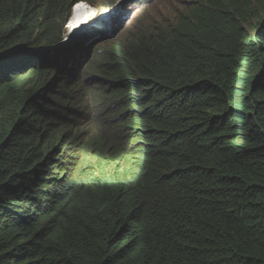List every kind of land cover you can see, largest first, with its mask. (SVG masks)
Instances as JSON below:
<instances>
[{"label":"trees","instance_id":"trees-1","mask_svg":"<svg viewBox=\"0 0 264 264\" xmlns=\"http://www.w3.org/2000/svg\"><path fill=\"white\" fill-rule=\"evenodd\" d=\"M253 1L194 0L149 27L143 17L88 83L77 50L34 48L71 29L74 0H0V54L11 52L0 264H264V6L249 31ZM29 65L60 79L25 92ZM62 80L96 90L94 115L69 116L64 143L51 124L66 121L51 94Z\"/></svg>","mask_w":264,"mask_h":264},{"label":"clouds","instance_id":"clouds-1","mask_svg":"<svg viewBox=\"0 0 264 264\" xmlns=\"http://www.w3.org/2000/svg\"><path fill=\"white\" fill-rule=\"evenodd\" d=\"M78 1L79 2H85L89 6L88 9H89V14L90 15L86 19H84L80 23L81 25H78L74 29L73 32L67 33V31H62V26H63V22H62L61 31L58 33V37H57L56 41L52 45H49V46L43 45V46L48 48L47 51H52V50L54 51V50H59V49H71V50H74V51L77 50V55L79 53L78 57L82 60L81 62L83 63V68L85 69V76L87 77L86 81H88V83H90L89 80H88L89 79L88 75H91V76L93 75L92 74L93 71H95L97 69L98 65H99L101 54L108 49V45L109 44H107L105 46H103V44L109 38V36H108L109 28L111 26H116L117 25L118 16H120V20H121L120 21V33L117 36H115V38H114L115 39L114 43H116L118 38L120 36H122L123 33L128 30V28L130 29L131 26H128V25L132 24V22H133L132 19L134 18V13L131 16L128 11L127 12H122L123 7H127L128 4L135 5V7H136L138 4H137L136 0L135 1L134 0L106 1L103 5H97L93 0H74V2H72V4H71L70 8H72L74 6L73 4H75ZM145 1L146 0H144V2ZM152 1L153 0H147L145 2V8ZM131 9H134V6ZM137 9L139 10L140 8L137 7ZM143 9L144 8L141 9V12H143ZM87 35L90 36V37H93V38H84ZM64 40L65 41L67 40L69 42V44L68 45H64L61 48L55 47V46H57L58 44L61 43L60 41L63 42ZM87 41H89V43L92 42L93 50H94V51L91 50L93 55L89 58V60H86V57L90 53V47L87 46L88 45ZM74 44H75V46H74ZM19 47L20 46H16L15 49H18ZM31 50L32 49H28V51H31ZM37 50H39V49H37ZM86 61L90 62L91 65H93L88 73L86 72V68H85ZM40 68H42V67L40 66ZM48 68H50V67H48ZM37 70H40V69L37 67L35 69V71L37 72ZM51 70H53V72L56 71V69H51ZM38 75H41V74H38ZM38 75H36V76H38ZM57 75H60V71H59V73ZM76 77L78 78L77 74H76ZM65 81L66 80H62L60 82V84H59V85H62V84H64V85L66 84L67 85V87H65V89L61 93H58V91H59L58 88L54 89V90L57 92V94H61L64 97L69 96L70 98L75 100L76 103L72 102L71 100H70V102H66L67 98H64V97H63L62 101H60V102H63V100H64V102H63L64 108L66 110H69V113H66V112L63 111V114L65 116V120L66 121H58L57 123H55V129L63 130L62 131L63 133H65L68 130H74L71 127V123L68 121L69 116H71V118H73V120L80 119V121L85 126V125H87V123H86V119L87 118L86 117L94 115V114H92L93 110H94V107H91V108L90 107H86L87 105L88 106L92 105L90 103L93 102V101H91V100L89 101V98L91 99L92 97H88L87 95H85V91L82 94H81L80 91L74 92L68 86V83H65ZM56 82H55V84H56ZM48 84H50V83H48ZM48 84H46L45 86L41 85L42 87H44V89H42V90H45V89L50 90V89H52L53 85L50 86ZM91 88L94 89L95 87L92 86ZM74 94H76L78 96V98H74L73 97ZM95 94H96V90H95ZM95 94H93V95H95ZM57 99H59V97ZM88 111H91V112L89 113ZM76 115L78 116V118L75 117ZM64 125L67 126L68 128L67 129L62 128ZM56 126H59L60 128H56ZM84 126H83V128H84ZM101 130H102V131H100V133L102 134L101 137H104V136L108 135V132L102 126H101Z\"/></svg>","mask_w":264,"mask_h":264},{"label":"rangeland","instance_id":"rangeland-1","mask_svg":"<svg viewBox=\"0 0 264 264\" xmlns=\"http://www.w3.org/2000/svg\"><path fill=\"white\" fill-rule=\"evenodd\" d=\"M93 1L97 5H103L106 1H114V0H93ZM169 1L170 2H168L167 0H153L150 4H148V6H146V8H145V5L142 6V5L138 4L135 7V5L128 4L127 7H123L122 12H127L128 11V12H130L129 14L131 16L134 13V18L132 19L133 22H132L131 25H128V26H131L132 28L134 26L136 27L139 24V21L144 17V18H147V22H145L144 24H145V26H148L149 27V25H150L151 22H154L155 20L156 21L164 20L165 18H168V17L172 16L174 14V12L182 9V7L180 5H188V4H191L192 1H194V0H169ZM81 3H82V5H81ZM80 5L87 7V4L85 2H79L78 1L77 4H76V8L70 10V18H71V23H72L71 29L66 28L63 31H67V33L73 32V30L79 25L78 24V21L79 20L82 21V19L77 14L78 11H79ZM172 5H175L176 6V8L174 10H172ZM133 6H134V9H131ZM263 6H264V0H255V1H253V4H252V9L253 10L251 12H249V14H248V17H249L248 29H249V31H252V28H250V26L253 25L254 22L257 21V17H254V14H256L257 12H260L262 10ZM137 7H139L140 9L138 10ZM142 8H144L143 9V12H141V9ZM73 15L75 16L76 23L73 22ZM169 20H171V18H169L168 21ZM120 21H121L120 20V16H118V23H117L116 26H111L109 28V31H108L109 38L105 41V43L103 44V46L109 44L108 45V48H109L112 44H114V40H115L114 38H115V36H117L120 33ZM110 30L113 31V34L112 35L109 34L110 33ZM84 38H93V37H87V36H85ZM60 42L61 43L60 44L57 43L58 45L55 46V47L61 48L64 45H68L69 44V42L67 40L66 41L64 40L63 42L60 41ZM87 42H88V45L87 46L90 47V53L86 57V60H89V58L93 55L92 52H91V50H93V44H92V42L91 43H89V41H87ZM38 43H40V42H37V44ZM74 46H75V44H74ZM34 48H38L41 53H43V52L46 53L47 50H48V48L45 47V46H43V45H39V46H36V47L34 46ZM3 53H5V54H0V61H7V57L9 56V54L11 52H9V51L6 52L5 51ZM23 61H26V59H24ZM40 66H42V65H29V67H27V68H25V69H23L21 71L22 73L26 74L27 77L29 76V78L32 80L31 83L30 82H27V83L21 84V86L23 87V89H24L25 92L26 91L27 92H35L37 89H39V87H40L41 84H42V86H45L48 83H50V84H48L50 86L51 85H54L55 82L58 79H60V76L61 75L60 76L59 75H55V74H53L52 71H51L52 73L48 74V75H50L48 77V79H44L45 78V75L43 77V74L36 76L35 69L37 67L40 68ZM92 66L93 65H91L90 62L86 61L85 68H86V72L87 73L89 72V70L91 69ZM46 68H48V67H46ZM29 70H31V71H29ZM27 71H29V73ZM27 74H29V75H27ZM90 76L91 75H88L89 78H90ZM62 85H59L57 87L59 89L58 93H61L65 89V87H67L66 84L65 85L62 84ZM40 91H43V90H40ZM51 94L54 95L55 97H59V99H56V98L54 99L53 98L56 101V104L54 106L57 109H60L58 111L61 112V113H63V111L66 112V113H69V110H66L64 108V104H63L64 100H63V102H60V101H62V99H63L64 96H62L61 94H57L56 91L55 92H52ZM93 94H95V88L94 89L91 88L88 91H85V95H87L88 97H92ZM90 100H92V99H90ZM95 101H96V99H93V102H95ZM88 112L90 113L91 111H88ZM57 122L58 121H51V124L54 126L55 123H57ZM56 128H60V127L59 126H56ZM62 128L67 129L68 127L64 125ZM62 131L63 130H59L58 129V134L63 136L62 137L63 138L62 139V142L64 143V139H67V137L70 135V133H71L72 130H69L70 132L67 131L64 134H62ZM95 134H99L100 136L102 135L100 133V131L99 132L96 131Z\"/></svg>","mask_w":264,"mask_h":264},{"label":"bare ground","instance_id":"bare-ground-1","mask_svg":"<svg viewBox=\"0 0 264 264\" xmlns=\"http://www.w3.org/2000/svg\"><path fill=\"white\" fill-rule=\"evenodd\" d=\"M143 3V2H142ZM81 5H82V3H81ZM80 5V8H79V11H78V15H79V17L81 18V19H83L88 13H89V6L87 5V7H85V6H81ZM143 5V4H142ZM144 6V5H143ZM76 8V5H74L72 8H70V9H75ZM77 11V10H76ZM125 11V10H124ZM130 13V12H129ZM264 19V18H263ZM73 22L74 23H76V20H75V16L73 15ZM82 21L81 20H79L78 21V24L79 25H81L80 23H81ZM64 26V25H63ZM62 26V27H63ZM65 30V29H64ZM74 31V30H73ZM254 31V30H253ZM110 35H112L113 34V31L112 30H110V33H109ZM262 35V34H261ZM87 37H88V35H87ZM151 45V44H150ZM88 86V85H87ZM91 89V88H90ZM69 131V130H68ZM67 132V131H66ZM70 132V131H69Z\"/></svg>","mask_w":264,"mask_h":264},{"label":"water","instance_id":"water-1","mask_svg":"<svg viewBox=\"0 0 264 264\" xmlns=\"http://www.w3.org/2000/svg\"><path fill=\"white\" fill-rule=\"evenodd\" d=\"M24 67H22V69H23ZM21 69V67H19L17 70H15V72H17V71H19V70H22ZM6 70H8V69H6Z\"/></svg>","mask_w":264,"mask_h":264}]
</instances>
